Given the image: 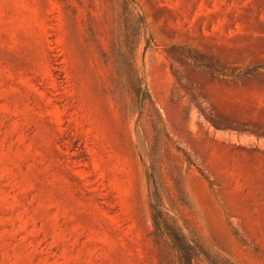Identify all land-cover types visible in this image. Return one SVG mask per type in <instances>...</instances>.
<instances>
[{
	"label": "rangeland",
	"instance_id": "374dc122",
	"mask_svg": "<svg viewBox=\"0 0 264 264\" xmlns=\"http://www.w3.org/2000/svg\"><path fill=\"white\" fill-rule=\"evenodd\" d=\"M264 264V0H0V264Z\"/></svg>",
	"mask_w": 264,
	"mask_h": 264
},
{
	"label": "trees",
	"instance_id": "16d2710c",
	"mask_svg": "<svg viewBox=\"0 0 264 264\" xmlns=\"http://www.w3.org/2000/svg\"><path fill=\"white\" fill-rule=\"evenodd\" d=\"M151 207L155 229L170 240L177 253L178 264H194L200 255L199 246L188 240L179 229L173 226L157 198L153 200Z\"/></svg>",
	"mask_w": 264,
	"mask_h": 264
}]
</instances>
